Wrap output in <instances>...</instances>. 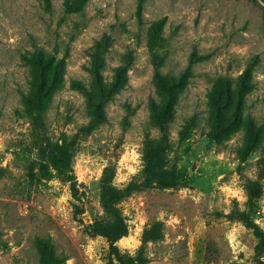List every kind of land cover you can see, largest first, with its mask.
Wrapping results in <instances>:
<instances>
[{"label":"rangeland","instance_id":"1","mask_svg":"<svg viewBox=\"0 0 264 264\" xmlns=\"http://www.w3.org/2000/svg\"><path fill=\"white\" fill-rule=\"evenodd\" d=\"M136 6L87 0L65 14L64 0H0V264H40V240L51 242L59 264H105L107 240L90 234L105 217L102 171L111 167L120 188L139 183L145 156L159 144L166 145L160 176L177 185L155 182L119 204L128 224L120 251L136 254L145 229L156 227L145 264H264L243 221L248 216L264 232L263 11L249 0H145L140 21ZM162 17L163 41L151 53L149 29ZM121 65L126 74L101 106L99 125L74 148L78 197L59 179L32 180L28 163L46 144L75 138L94 114L100 84L111 83ZM247 68L253 88L211 126L215 81L238 85ZM156 73L182 76L167 142ZM251 181L262 187L255 204Z\"/></svg>","mask_w":264,"mask_h":264},{"label":"trees","instance_id":"2","mask_svg":"<svg viewBox=\"0 0 264 264\" xmlns=\"http://www.w3.org/2000/svg\"><path fill=\"white\" fill-rule=\"evenodd\" d=\"M249 1H252L260 6L264 16V6L257 0ZM86 2L87 0H64L65 14L80 11ZM144 2L145 0H137L136 14L138 16V20L140 21L142 18L141 14ZM165 23L166 17H162L150 26L148 47L151 53H153L163 41V28ZM194 61L195 59H190L189 65H191ZM249 70L250 68H247L240 75L238 85H235L229 79H217L215 81L214 86L209 93V98L215 106L214 109L211 110L213 119H209L211 126H213L214 123L216 125H221V113H223V108L242 104L245 94L253 88L254 83ZM126 71L127 65H121L116 69L115 78L111 83L100 84V99L94 104V114L87 125L79 128L73 140L65 141L62 144H46L45 149L41 151L38 158L28 163V176L32 180L37 179L39 182H45L54 178L59 179L68 183L69 189L74 198L78 197L79 189L77 187V181L72 168L75 145L80 135L90 134L99 125L100 108L112 97L115 92L118 91ZM155 79L161 90L166 95V101L157 120L163 137V142H167V120L168 116L171 114L170 109L171 103L174 100L175 89L178 88L182 80V76H172L169 80H167L156 73ZM42 86V83L37 86V95L35 99L36 103L41 102ZM192 122H194L193 119ZM249 126L254 131H257L258 129L252 121H250ZM165 147L166 145L160 147L159 144L158 146H155L152 152L149 151L148 155L145 156V174L143 180L139 183L132 181L125 187H117L113 184L114 170L111 167L103 169L99 180V198L100 206L105 217L103 220L95 221V223L91 225L90 234L93 236H102L107 240L108 251L105 256V264H145L147 262V258L143 253V248L148 241L155 238L157 235V229L156 227L152 229H145L142 244L136 254L130 255L129 253H122L116 245V242L128 234V224L121 212L119 204L132 193L143 190L155 182L163 188H172L177 185V181L174 178H164L160 176L163 155L166 150ZM261 195L262 187L258 185L256 181L249 182L247 187V196L250 204H255L261 198ZM79 212L81 213L82 211ZM243 221L248 228L252 229L253 234L257 238V253L259 255L262 254L264 251V232L248 216L243 217ZM38 254L40 256V264L60 263L49 240L39 241Z\"/></svg>","mask_w":264,"mask_h":264},{"label":"crops","instance_id":"3","mask_svg":"<svg viewBox=\"0 0 264 264\" xmlns=\"http://www.w3.org/2000/svg\"><path fill=\"white\" fill-rule=\"evenodd\" d=\"M261 5L264 6V0H257Z\"/></svg>","mask_w":264,"mask_h":264}]
</instances>
